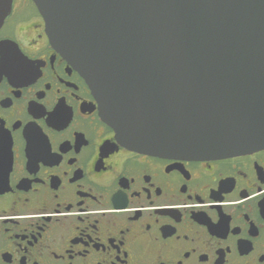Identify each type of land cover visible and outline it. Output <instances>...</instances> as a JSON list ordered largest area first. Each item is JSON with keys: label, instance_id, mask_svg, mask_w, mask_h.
<instances>
[{"label": "flooded vegetation", "instance_id": "obj_1", "mask_svg": "<svg viewBox=\"0 0 264 264\" xmlns=\"http://www.w3.org/2000/svg\"><path fill=\"white\" fill-rule=\"evenodd\" d=\"M0 264H264V147L116 141L33 0L0 25Z\"/></svg>", "mask_w": 264, "mask_h": 264}, {"label": "water", "instance_id": "obj_2", "mask_svg": "<svg viewBox=\"0 0 264 264\" xmlns=\"http://www.w3.org/2000/svg\"><path fill=\"white\" fill-rule=\"evenodd\" d=\"M33 1L120 144L183 158L264 147V0Z\"/></svg>", "mask_w": 264, "mask_h": 264}]
</instances>
